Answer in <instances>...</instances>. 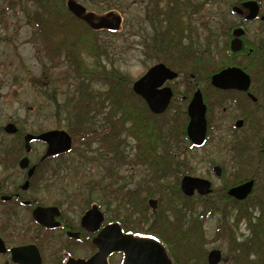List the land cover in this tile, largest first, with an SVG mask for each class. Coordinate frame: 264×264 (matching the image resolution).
<instances>
[{"label":"flooded vegetation","instance_id":"obj_1","mask_svg":"<svg viewBox=\"0 0 264 264\" xmlns=\"http://www.w3.org/2000/svg\"><path fill=\"white\" fill-rule=\"evenodd\" d=\"M37 1L40 0L29 2L32 8L28 13H38L53 18L52 22L58 21L60 15L36 9ZM210 1L216 11L213 30L203 46L199 44V39L198 43L194 41L195 49L186 58L183 47L190 41L186 22L189 14L197 12L198 6L192 5V0H148L146 17L156 28L152 30L147 53L150 52L155 60L153 65L162 63L177 73V77L163 84L172 91L167 108L181 106L187 113L194 93L201 95L205 105L206 135L201 145H194L188 138L193 146L190 149L207 145L211 131H227L223 134L228 144L229 158L226 160L229 163L212 166V172L221 184L213 186L212 179L200 177L210 182L211 190L203 195L194 193L192 196L197 195L198 200L196 205L203 206V201L216 196L218 204L209 205L220 204L219 207L235 209V221H248L243 210L258 211L254 213V219L259 216V227L264 235V0ZM66 3L67 0L64 3L67 11L75 17ZM116 15L120 16L121 25L122 16ZM99 17L94 14V21ZM77 19L92 32H87L89 41H92L93 34H116L119 31V28L95 29ZM33 26L43 39L42 26L37 27L34 22ZM44 29L52 37L53 26L45 25ZM66 33L69 43L74 38L71 26H67ZM92 43L94 52L87 53L93 64L99 65L105 54L98 53L94 41ZM63 47L62 42L59 51H63ZM66 47L65 58L72 63L75 59ZM188 63L193 64L195 69L185 73L183 65ZM183 72L186 75H182ZM218 75L219 78L214 80ZM14 126L16 130L13 133L4 130L11 138L0 151V264H87L99 252L94 241L103 238L105 230V244L117 235L118 229L121 236L153 239L150 234L153 225L148 231L133 230L126 226L120 213L114 211L112 214L105 203L90 199L88 192L74 187L72 170L62 169L58 164L59 159L72 153V146L67 152L48 155L46 141L34 137L28 142L25 139L27 134L37 136L58 128L22 133ZM68 134L73 144V137ZM248 181H252L253 185L244 198L228 193ZM257 187L262 192L257 200H253ZM149 199L151 197H143L141 206H144L145 212L148 209L154 212L156 209L151 208ZM137 208L138 203L134 205V209ZM142 218L147 220V217ZM154 240L162 244L171 262L176 264L167 243L163 239ZM178 246L179 264H185V245L180 243ZM125 260L126 253L119 248L106 254L104 264H125Z\"/></svg>","mask_w":264,"mask_h":264},{"label":"rangeland","instance_id":"obj_2","mask_svg":"<svg viewBox=\"0 0 264 264\" xmlns=\"http://www.w3.org/2000/svg\"><path fill=\"white\" fill-rule=\"evenodd\" d=\"M31 1L0 0V151L3 144L11 138L4 131V127L8 123L16 125L22 133L40 132L54 128L66 130V123L70 119L69 114L73 111L71 105L78 103L74 85L76 77L73 73L74 63L68 62L65 58L64 47L63 51H59L58 48L59 44L67 41V23L70 22V17L68 15L67 18L58 17V21L53 23V38L50 34H46V30L42 26L44 35L42 39L39 36L41 34L33 26L32 12L28 13L32 8L29 4ZM58 1L65 3L66 0ZM75 1L86 7L88 11L93 12L95 16H102L107 12L122 16L118 33L99 32L91 36L96 51L105 54L103 62L100 63L101 66L105 68L114 66L119 73L126 77L129 83L127 86L131 88L132 83L155 62L149 55L150 52L147 53V48L151 44L152 30L156 28L146 17L148 0ZM192 3V5L198 6V10L189 14L187 18L186 33L190 41L183 47L186 51V58L195 49L194 41L198 43L199 39V44L201 43L203 46L204 41L213 30V18L216 16L214 4L210 0H192ZM225 5L221 8H224ZM219 11H223V9H219ZM75 27L80 31H87L81 24ZM74 50L78 52L74 53L77 57L75 60L79 59L81 64L92 65L94 63L83 45H77ZM190 65L192 66V64ZM183 67L185 68V64ZM95 69L96 67L93 69L92 80L98 78ZM182 75L186 74L183 72ZM84 77L86 78V76ZM181 78L182 76L179 80ZM101 86L94 82L92 88L101 91L103 89ZM94 103L98 104L95 101L86 106L90 113H93V108L90 107ZM97 118L100 120L101 117ZM87 125L88 123L86 127ZM99 125L101 124L99 123ZM223 132L227 133V131L218 129L211 131L210 141L200 149L183 150L187 154L190 166L188 174L210 178L213 180V186L220 185L221 182L213 174L212 166L229 163V160H226L229 158L228 144ZM121 138L125 142L126 164L109 163L108 159L112 156L97 136L89 137L85 139V142L75 140L72 144V153L64 159H59L58 164L62 169L72 170L74 187L84 189L83 191L88 192L87 195L90 199L105 203V207H109L112 214L114 211L117 214L120 213L119 216L122 217L127 227L133 230L148 231L150 226L155 225L156 210L152 212L148 209L145 212L141 203H138V210H136L120 196V193L131 191H136L139 194V201L145 196L144 187L139 185L144 167L137 165L133 160L137 152L136 146L139 143L128 133H122ZM261 192L262 189L257 187L252 199L257 200ZM81 195L84 196V193ZM151 198H155L159 204L156 195ZM209 199L213 200L212 204L217 203L216 196ZM196 202L198 203L197 199ZM219 205L212 206L219 208ZM198 209L203 210L201 205L198 206ZM226 211L232 221L230 229L238 238L237 241L247 240L252 235L248 222L244 219L235 221V209L226 207ZM255 212L258 213V211ZM218 215V212H212L208 218H201V230L206 241L205 250L207 253L212 249L220 250L221 261L218 264H248L247 260L240 259L235 251L232 254L224 236L220 233V235L217 234ZM142 217H147V220H142ZM258 220L254 219L253 222H258ZM240 233L243 235L240 236ZM230 246L231 249L235 247L234 244ZM253 254L251 251L246 256L251 257ZM259 255L264 257V246L260 247ZM254 257L258 256L254 254Z\"/></svg>","mask_w":264,"mask_h":264},{"label":"trees","instance_id":"obj_3","mask_svg":"<svg viewBox=\"0 0 264 264\" xmlns=\"http://www.w3.org/2000/svg\"><path fill=\"white\" fill-rule=\"evenodd\" d=\"M36 9L58 14L59 17L67 18V15L70 17L67 26H71L74 38L63 44L64 47H69L68 51L73 59L77 58L75 54L78 52L74 49L79 44L83 45L88 53L94 52L92 41L86 38L87 32H92L86 28L85 23L70 15L63 2L40 0L36 2ZM32 20L37 27L55 23L52 22L53 18L38 13L32 14ZM80 24L87 31H80L75 27ZM72 63L73 73L76 75L74 85L78 103L71 105L73 111L69 114L66 130L74 141L79 142L97 136L111 154L112 157L108 161L112 164L127 163L122 133H128L138 141L133 160L137 165L144 167L139 185L145 189V198L156 195L159 202L156 208L158 220L156 219L150 234L167 243L172 260L179 264L178 245L183 243L185 264H208L201 218H208L212 212H218L219 227L216 228V232L224 236L230 252L235 251L236 255L240 256V259H246L248 264H264V257L259 255L260 247L264 246L263 232L259 223L253 222L254 210H243L252 235L247 240L237 241V237H234L230 229L231 220L226 208H215L212 204L209 205L213 200L206 199L202 202L203 210H200L196 205L197 195L188 197L181 192L180 179L190 172L187 154L183 150L193 147L186 136L188 117L185 109L181 106H169L163 113L153 114L145 101L128 88V80L114 66L105 68L101 64L83 65L78 59ZM95 67L98 78L92 80ZM194 69L193 64L192 66L187 64L184 72H193ZM94 82L101 84L103 89L94 90L92 88ZM95 101L98 104L94 103L90 107L93 108V113H90L86 106ZM98 116L101 117L100 120ZM120 196L132 208L136 203L142 204L143 198L139 201L140 196L136 191L120 193ZM232 244L235 245L233 249L230 246ZM251 251L259 258H255L254 254L251 257L246 256Z\"/></svg>","mask_w":264,"mask_h":264},{"label":"water","instance_id":"obj_4","mask_svg":"<svg viewBox=\"0 0 264 264\" xmlns=\"http://www.w3.org/2000/svg\"><path fill=\"white\" fill-rule=\"evenodd\" d=\"M68 10L77 18L85 21L90 27L107 28L116 30L120 26L121 18L113 12L99 17L94 21V14L87 12L86 8L75 0H67ZM177 77V73L166 67L162 63L151 66L141 77L132 84V91L140 96L153 114L163 113L172 96L169 87L163 86L166 80ZM219 75L214 77V80ZM189 121L186 127L188 138L194 145H201L206 135L205 105L199 92H195L187 107ZM4 130L13 133L16 128L13 123H8ZM31 137L42 139L48 143L47 154L67 152L71 149L72 140L68 132L63 129L50 130L40 133L37 136L27 134L25 136L28 142ZM253 182L248 181L229 190V194L236 198H244L252 189ZM180 189L186 196H192L194 193L206 194L210 192V182L206 179L184 175L180 180ZM149 205L155 209L157 200L149 199ZM117 225H112L114 227ZM118 228V226H117ZM119 230V229H118ZM117 235L105 244L103 238H97L94 242L99 247V252L87 264H104L106 254L114 249H123L126 253L125 264H173L166 254L165 248L158 241L151 238H134L130 235ZM221 261V252L218 249H212L207 254L208 264H218Z\"/></svg>","mask_w":264,"mask_h":264},{"label":"snow or ice","instance_id":"obj_5","mask_svg":"<svg viewBox=\"0 0 264 264\" xmlns=\"http://www.w3.org/2000/svg\"><path fill=\"white\" fill-rule=\"evenodd\" d=\"M153 239H155V237H153Z\"/></svg>","mask_w":264,"mask_h":264}]
</instances>
